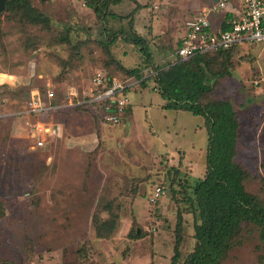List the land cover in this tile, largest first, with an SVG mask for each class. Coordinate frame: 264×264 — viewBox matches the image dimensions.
Masks as SVG:
<instances>
[{
	"label": "rangeland",
	"instance_id": "374dc122",
	"mask_svg": "<svg viewBox=\"0 0 264 264\" xmlns=\"http://www.w3.org/2000/svg\"><path fill=\"white\" fill-rule=\"evenodd\" d=\"M137 1V7L130 0L110 6L122 16L108 17L106 25L82 0H30L47 16L44 24L18 4L0 13V199L6 208L0 264H170L178 221L181 256L192 251L193 188L206 170L205 120L165 107L148 76L174 58L198 0ZM131 23L148 45L150 65L129 41ZM111 34L116 38L108 43ZM207 55L217 62L213 70L225 64L228 72L207 73L211 90L201 101L232 104L239 122L235 160L246 170L245 189L264 205V44L236 46L229 59ZM135 67L147 78L144 85L124 69ZM96 69L131 83L130 111L120 123L102 121L97 105L68 106L39 116L53 124L56 137L35 147L28 125L34 118L6 115L23 108L33 89L79 100ZM158 187L163 192L155 196ZM221 264H264L258 226L242 225Z\"/></svg>",
	"mask_w": 264,
	"mask_h": 264
},
{
	"label": "trees",
	"instance_id": "16d2710c",
	"mask_svg": "<svg viewBox=\"0 0 264 264\" xmlns=\"http://www.w3.org/2000/svg\"><path fill=\"white\" fill-rule=\"evenodd\" d=\"M82 1L91 9L97 19L103 20L105 25L108 17L115 19L122 16L114 13L110 6L123 0ZM130 1L136 3V7L138 6L137 0ZM16 4L25 7L33 21L41 24L46 23L47 16L39 12L30 0H5L4 10L11 12L15 7H18ZM131 13L133 14V12ZM131 13L127 15H131ZM130 28L133 38L128 40L136 44L139 52L145 56V65H147L152 62V54L149 52L148 45L145 39L136 33L132 23ZM115 38L116 35L111 34L108 43H111ZM180 40L181 37L177 40L174 52L179 46ZM235 47L217 53H224L225 59H229L231 50ZM214 65H217V62L214 57H208L207 53L183 61H174L173 58L168 63L157 66L154 73L148 76L154 81V89L167 100L165 107L184 109L193 115L202 116L205 120L207 134L205 174L193 188L194 211L197 215L193 228L194 246L184 258L181 256L182 232L181 224L178 221L170 264H221L228 250L235 243L236 236L243 224L251 223L258 226L264 245V205L255 195L245 189L246 170L235 160L239 137L237 114L232 104L226 99L201 101L211 90V79L207 73L218 75L228 72L225 64L221 65L224 66L222 71L213 70L215 69ZM124 69L129 74L138 77L142 85L145 84L147 78L140 73L138 67ZM100 70L106 77H111L108 72ZM102 90L103 87L98 89V91ZM124 94L128 96L126 90ZM96 105L100 116L103 107L99 103ZM77 107L82 108L87 105L72 106L71 109ZM128 110L129 104L126 106L121 120ZM5 209L4 202L0 199V217L4 215Z\"/></svg>",
	"mask_w": 264,
	"mask_h": 264
},
{
	"label": "built area",
	"instance_id": "2783aa9c",
	"mask_svg": "<svg viewBox=\"0 0 264 264\" xmlns=\"http://www.w3.org/2000/svg\"><path fill=\"white\" fill-rule=\"evenodd\" d=\"M183 25L184 31L174 52V61L239 45L264 44V0H207V4L189 16ZM130 84L115 77H106L100 69H96L91 75L88 90L84 95H79V100L63 102L51 89H47L44 95L33 89L23 108L9 111L6 115L22 114L34 118L28 122L33 145L42 147L48 138L55 139L56 130L52 123L39 119V116L77 104L96 106L99 103L103 107L100 112L102 121L120 123L129 104L124 91ZM101 87L103 90L98 91ZM162 192L158 187L155 196Z\"/></svg>",
	"mask_w": 264,
	"mask_h": 264
},
{
	"label": "crops",
	"instance_id": "0c3cea01",
	"mask_svg": "<svg viewBox=\"0 0 264 264\" xmlns=\"http://www.w3.org/2000/svg\"><path fill=\"white\" fill-rule=\"evenodd\" d=\"M204 4H207V0H198V1H197V4H196V5H197L196 8L199 9V8L202 7ZM186 19H187V18H186ZM186 19H185V20H186ZM185 20H184V21H185ZM183 24H184V23H183ZM183 31H184V25H182V33H181L180 37L182 36Z\"/></svg>",
	"mask_w": 264,
	"mask_h": 264
},
{
	"label": "water",
	"instance_id": "95a60500",
	"mask_svg": "<svg viewBox=\"0 0 264 264\" xmlns=\"http://www.w3.org/2000/svg\"><path fill=\"white\" fill-rule=\"evenodd\" d=\"M5 0H0V13L4 11Z\"/></svg>",
	"mask_w": 264,
	"mask_h": 264
}]
</instances>
